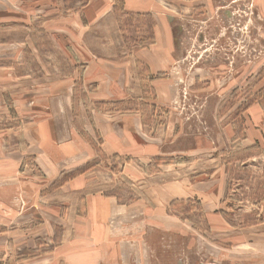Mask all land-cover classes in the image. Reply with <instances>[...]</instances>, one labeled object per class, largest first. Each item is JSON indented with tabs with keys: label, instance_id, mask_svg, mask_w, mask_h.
<instances>
[{
	"label": "crops",
	"instance_id": "1",
	"mask_svg": "<svg viewBox=\"0 0 264 264\" xmlns=\"http://www.w3.org/2000/svg\"><path fill=\"white\" fill-rule=\"evenodd\" d=\"M70 1L63 0V21L72 16L73 22L69 31H62L68 38L63 46L68 70L62 77L33 80L35 86L29 87L22 80L32 76L18 71L24 64L0 68V73H6L16 85L12 90L16 91L15 118L26 117L18 126L0 128V251L5 256L15 248L36 247L42 237L38 235L58 229L61 233L54 230L53 234L60 235L62 241L39 257L45 264H183L192 251L193 236L185 232L186 220L172 207L203 194L207 200L198 205L207 218L206 226L215 228L211 209L215 207L216 186L223 179L224 166L231 161L216 169L215 157L206 155L192 180L181 177L167 181L163 169L157 177L155 173L148 175L153 177L144 181L132 200L96 187L91 168V172L85 169L61 182L71 165L85 162L90 151V158L97 153L108 159L126 154L142 163L162 156L164 139L158 140V130L149 118L152 113L147 117L139 109L108 111L103 107L139 98L150 101L151 92L145 85L153 88L156 101L168 100L167 91L173 88L168 72L177 61L173 29L158 0H122V6L114 0H79L80 9L67 6ZM0 8L7 10L6 6ZM121 8L138 12L129 16L138 18L141 31L123 28L117 15ZM14 9L10 19L6 15L0 18L24 26L27 18L21 9ZM58 20L53 19L52 25ZM144 21L147 37H142L141 43L138 36L144 34ZM30 22L36 33L21 39L16 36L13 44L36 57L40 47L36 37L44 34L56 43L53 31H39L40 20ZM11 41L6 38L4 42ZM71 58L82 69L72 67ZM165 132L170 133L169 126ZM195 137L196 145L202 148L203 142ZM97 138L100 141L96 142ZM224 174L230 177L229 165ZM19 194L27 201L25 208ZM29 213L38 225L23 223ZM222 217L230 225L225 215ZM29 227L36 228L35 235L30 233L33 230L24 229Z\"/></svg>",
	"mask_w": 264,
	"mask_h": 264
},
{
	"label": "rangeland",
	"instance_id": "2",
	"mask_svg": "<svg viewBox=\"0 0 264 264\" xmlns=\"http://www.w3.org/2000/svg\"><path fill=\"white\" fill-rule=\"evenodd\" d=\"M77 1L71 0L67 6L80 9L81 4ZM114 1L117 6H122V0ZM158 2L169 18L177 45V61L168 72L173 81L172 90L167 89L168 100L156 101L153 88L145 85L151 92L150 101L141 98L129 104L117 101L103 109H139L145 111L147 117L149 112L152 113L149 118L158 130V140L164 139L160 144L162 156L150 163L138 160L139 163L135 157L126 154L108 159L97 153L90 158L93 153L90 151L86 163L68 166L70 170L60 181L91 168L96 187L108 193L118 192L122 200H132L144 181L153 177L148 175L155 173L157 177L163 169L167 181L181 177L192 180V175L204 164L206 155L215 157L216 169L231 161L224 166L226 171L229 165L230 177L224 174L225 171L221 172L223 179L216 186L215 207L211 209L214 210L211 213L215 217V228L206 226L207 218L198 205L207 200L203 194H196L172 207L173 212L186 220L185 232L193 236L192 251L186 254L183 264H264V0ZM0 6L7 7V10L0 8L1 17L6 15L10 19L14 8L18 7L27 18L24 26L0 18V68L24 64L18 71L32 76L22 80L29 87L35 86L33 80L44 82L62 77L68 70L63 51L68 38L66 34L62 36V31H69L73 22L72 16L63 21L66 13L63 0H0ZM132 14L138 15V12L117 10L126 31H141L142 24L136 16H129ZM56 18L59 20L52 25ZM30 19L40 20L39 31H53L56 43L44 34L36 37L40 40L36 57L28 51L24 53L22 46L21 49L13 44L16 36L21 39L25 34L36 33L31 29L34 23ZM144 22V34L138 36L141 43L142 37H147L148 27ZM6 38L12 41L4 42ZM69 62L72 67L81 68V64H76L77 60L71 58ZM9 80L6 73H0V128L18 126L26 119L15 118L13 94L16 91L12 90L16 85ZM168 126L169 136L167 132L163 133ZM197 135L203 142L202 148L196 145ZM202 139H207L209 144ZM170 162L176 163L173 167H164ZM211 163L208 165L213 166ZM19 195L25 208L27 201ZM204 209L209 210L208 207ZM222 214L230 225L225 223ZM26 219L23 223L38 225L31 213ZM24 229L33 230L31 235L36 234V228ZM53 231L38 235L42 237L36 247L31 244L33 247L15 248L5 256L0 251V264H45L39 260L41 254L62 241ZM8 255H13V260Z\"/></svg>",
	"mask_w": 264,
	"mask_h": 264
},
{
	"label": "trees",
	"instance_id": "3",
	"mask_svg": "<svg viewBox=\"0 0 264 264\" xmlns=\"http://www.w3.org/2000/svg\"><path fill=\"white\" fill-rule=\"evenodd\" d=\"M80 171V170H79Z\"/></svg>",
	"mask_w": 264,
	"mask_h": 264
}]
</instances>
